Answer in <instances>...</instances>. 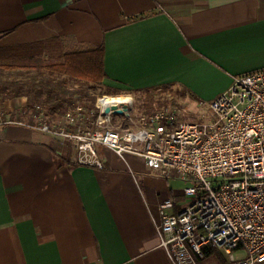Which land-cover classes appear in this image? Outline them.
I'll list each match as a JSON object with an SVG mask.
<instances>
[{
  "label": "crops",
  "instance_id": "crops-1",
  "mask_svg": "<svg viewBox=\"0 0 264 264\" xmlns=\"http://www.w3.org/2000/svg\"><path fill=\"white\" fill-rule=\"evenodd\" d=\"M33 41L102 44L106 89L173 85L211 99L264 67V0H0V44ZM65 149L40 130L0 126V264H171L156 226L162 200L187 204L176 177L103 146L102 168H58L53 152Z\"/></svg>",
  "mask_w": 264,
  "mask_h": 264
},
{
  "label": "built area",
  "instance_id": "built-area-1",
  "mask_svg": "<svg viewBox=\"0 0 264 264\" xmlns=\"http://www.w3.org/2000/svg\"><path fill=\"white\" fill-rule=\"evenodd\" d=\"M208 108L211 118L202 121L169 106L135 118L131 94L103 93L93 109L78 95L58 115L35 105L27 126L70 143L78 164L102 168L103 146L193 183L184 192L196 197L183 208L171 197L159 204L156 231L171 264H200L221 249L225 264H264V67L236 75Z\"/></svg>",
  "mask_w": 264,
  "mask_h": 264
},
{
  "label": "trees",
  "instance_id": "trees-1",
  "mask_svg": "<svg viewBox=\"0 0 264 264\" xmlns=\"http://www.w3.org/2000/svg\"><path fill=\"white\" fill-rule=\"evenodd\" d=\"M58 44V43H57ZM49 41L0 44V101L26 97L22 111L35 105L54 114L63 113L75 96H80L87 109H93L99 95L94 88L106 77L104 46H86L62 50ZM47 54L43 57L42 54ZM164 91V93H162ZM108 94H131L134 107L141 113H150L164 105L163 94L170 93L168 86L158 89H106ZM105 93V92H104ZM66 103V104H64ZM154 107H151L153 106ZM142 105V110L138 108ZM63 151H54L58 168L70 166L71 145ZM217 251H207L209 255Z\"/></svg>",
  "mask_w": 264,
  "mask_h": 264
},
{
  "label": "rangeland",
  "instance_id": "rangeland-1",
  "mask_svg": "<svg viewBox=\"0 0 264 264\" xmlns=\"http://www.w3.org/2000/svg\"><path fill=\"white\" fill-rule=\"evenodd\" d=\"M12 38L14 37H7L5 39V43H8V41ZM165 86H168V91L170 93H167V94L165 93L162 95V98L160 99V101L165 102V104L159 107L155 106L156 107L155 110L169 106L170 109H175V108L183 109V119L184 120L190 119L194 121H202V120H208L211 118V113H210L211 111L209 110L208 105L213 98L204 99L201 97H195L193 95L190 98L188 97L184 98V96L181 97L179 95V92L176 91L175 86L173 85H165ZM94 91L99 92V95L103 94L104 92L107 93L106 88H104V85H102V83L97 84L94 88ZM162 93H164V91ZM19 101L21 100L20 99L17 100V98L0 101V126L17 125V126H22V127H28L27 124H28V117H29L30 110L24 113L22 111L23 108L19 104ZM199 101H203L204 103L201 105ZM38 105L44 108L43 104L40 103ZM151 107H154V104ZM138 108L142 110L143 106L138 105ZM140 113L141 112H139L137 108L134 107V111H133L134 117L138 118ZM9 120H12V121L20 120L21 122H23V124H18L15 122H8ZM28 128H31V127H28ZM34 134L38 135L36 131L34 132ZM100 148L101 146H98V150ZM125 159L126 161H129L130 163H132V156H129V154L125 155ZM135 159L140 164H143L142 160L137 159V158ZM131 172L134 174V177H136L133 170H131ZM168 180L170 181L171 186L175 190V192L178 194L181 193V196L178 197L180 201L184 203H188L189 201H191L193 198L196 197V195H187L184 192V189L193 183L188 182L186 180H181L179 178H169ZM243 256H244V252L236 253V257H243ZM227 261H228V255L224 252V250L221 249V250H218L217 252H213L205 256L203 259L200 260V264H225Z\"/></svg>",
  "mask_w": 264,
  "mask_h": 264
},
{
  "label": "water",
  "instance_id": "water-1",
  "mask_svg": "<svg viewBox=\"0 0 264 264\" xmlns=\"http://www.w3.org/2000/svg\"><path fill=\"white\" fill-rule=\"evenodd\" d=\"M108 110H109V109L106 108V111H108ZM115 112L118 113V114H120L122 111H121V110H116Z\"/></svg>",
  "mask_w": 264,
  "mask_h": 264
}]
</instances>
